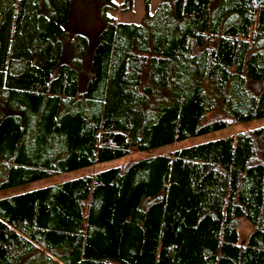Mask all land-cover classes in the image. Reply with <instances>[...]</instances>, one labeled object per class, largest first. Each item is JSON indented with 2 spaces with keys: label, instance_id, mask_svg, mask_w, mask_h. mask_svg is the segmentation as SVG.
Instances as JSON below:
<instances>
[{
  "label": "trees",
  "instance_id": "1",
  "mask_svg": "<svg viewBox=\"0 0 264 264\" xmlns=\"http://www.w3.org/2000/svg\"><path fill=\"white\" fill-rule=\"evenodd\" d=\"M141 1L0 0V190L264 117V0ZM0 264H264V126L1 197Z\"/></svg>",
  "mask_w": 264,
  "mask_h": 264
},
{
  "label": "rangeland",
  "instance_id": "2",
  "mask_svg": "<svg viewBox=\"0 0 264 264\" xmlns=\"http://www.w3.org/2000/svg\"><path fill=\"white\" fill-rule=\"evenodd\" d=\"M113 1L116 4H120L123 0H113ZM157 3L158 0H150L149 10H148L149 13H151L155 9ZM97 6H98V0H71L70 15L67 23L64 26L65 34L69 35L72 33H79L86 36V38L90 42H92L95 37L94 36L95 31L100 25L97 19ZM106 14L109 17H112L120 22L138 23L143 16L142 1L132 0V8L130 11L108 10L106 11ZM3 113L0 110V117L2 116ZM262 126H264V117L251 120L248 122L236 123L224 129H220L201 136L187 138L181 141L173 142L171 144L161 146L152 150H148L144 152L131 151L127 156L123 158H117L110 161L93 164L91 166H87L77 170L52 175L50 177L41 180L0 190V198L21 193L24 191H28L34 188L42 187L45 185L59 183L61 181L73 179L76 177L90 175L100 170L122 165L128 161L136 160L142 157H147L157 154H167L182 147H187L190 145H195L210 140L231 137L239 132H246L248 130L256 129ZM236 229L238 233V243L245 242L247 235L250 231L249 225L244 220L240 219L236 222Z\"/></svg>",
  "mask_w": 264,
  "mask_h": 264
},
{
  "label": "water",
  "instance_id": "3",
  "mask_svg": "<svg viewBox=\"0 0 264 264\" xmlns=\"http://www.w3.org/2000/svg\"><path fill=\"white\" fill-rule=\"evenodd\" d=\"M253 1V5H254V8L256 9L258 3L260 2V0H252Z\"/></svg>",
  "mask_w": 264,
  "mask_h": 264
}]
</instances>
